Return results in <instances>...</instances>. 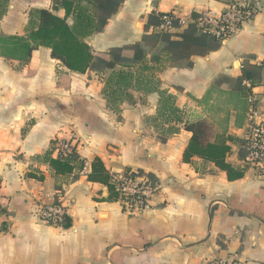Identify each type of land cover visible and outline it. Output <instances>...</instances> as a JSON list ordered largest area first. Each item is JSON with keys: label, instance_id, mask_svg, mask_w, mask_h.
Returning a JSON list of instances; mask_svg holds the SVG:
<instances>
[{"label": "crops", "instance_id": "1", "mask_svg": "<svg viewBox=\"0 0 264 264\" xmlns=\"http://www.w3.org/2000/svg\"><path fill=\"white\" fill-rule=\"evenodd\" d=\"M54 1L9 0L0 37L27 38L38 26L36 11L64 18ZM253 1L255 19L205 57L174 62L160 45L144 47L146 62L133 87L112 99L118 109L104 95L111 71L71 72L45 47L24 62L0 45V264H206L217 258L264 264V162L253 167L240 156L252 91L264 114V0ZM223 9L217 0H124L104 30L85 41L108 53L142 44L155 32L152 16L217 17ZM67 22L73 26L74 17ZM168 98L181 121L165 110ZM187 123H204L208 141H226L227 162L246 168L244 178L229 181L200 157L185 163L192 137ZM59 141L75 145L83 169L55 175L48 156H59L52 150ZM95 158L110 176L133 172L155 182L152 207L124 213L106 186L88 180ZM55 202L66 208L70 227L38 219Z\"/></svg>", "mask_w": 264, "mask_h": 264}, {"label": "trees", "instance_id": "2", "mask_svg": "<svg viewBox=\"0 0 264 264\" xmlns=\"http://www.w3.org/2000/svg\"><path fill=\"white\" fill-rule=\"evenodd\" d=\"M8 2L9 0H0V16L6 12ZM83 2L87 6H83ZM123 2L124 0H55L53 10L63 9L64 18L58 17L51 11H36L38 26L30 31L27 38L0 37V45L13 50L12 55L21 57L24 62L29 61L36 48L45 47L51 50L53 59L61 61L71 72L85 74L87 71L98 73L111 71L104 95L110 105L117 109L120 104L112 99L124 96L133 87L137 79V70L146 62L144 47L155 48L160 45L161 51L169 54L174 62L189 60L196 56L205 57L220 48L222 42L201 33L195 26H189L180 34L157 30L164 15L160 14L150 18L149 26L153 27L155 32L146 35L142 44L112 49L108 53L94 52L85 39L102 32L109 19L120 10ZM70 17H74L73 26L67 22ZM127 98L131 101L129 96ZM164 108L169 112V117L181 121L182 112L174 107L170 98L164 103ZM185 130L192 134L184 153L185 163H189L193 157H200L226 172L229 181L244 178L246 168H234L227 162L231 146L226 141H208L209 130L204 123H187ZM167 139L160 140L166 143ZM57 144L58 142L53 143L52 150ZM240 156L243 158L246 154L242 151ZM48 162L57 176L69 175L76 168L84 167V161L80 159L78 152L69 155L59 154L55 159L50 153ZM88 180L106 186L111 193L110 200L116 201L111 176L101 159L95 158L92 162V172ZM62 225L66 228L70 227L67 217Z\"/></svg>", "mask_w": 264, "mask_h": 264}, {"label": "built area", "instance_id": "3", "mask_svg": "<svg viewBox=\"0 0 264 264\" xmlns=\"http://www.w3.org/2000/svg\"><path fill=\"white\" fill-rule=\"evenodd\" d=\"M62 1V0H58ZM223 3L222 13L215 17L209 12L191 16L177 17L173 13H165L157 30L172 33L180 28L195 26L201 33L224 42L238 33L246 24L253 21L259 8L253 0H217ZM249 127L245 138L246 163L259 167L264 162V114L261 109V98L254 91L248 96ZM74 144L59 141L56 150L59 154L69 155L77 152ZM111 183L116 201L126 214L144 212L152 207L159 187L147 177H137L133 172L111 175ZM66 217V208L60 202L46 205L39 210L38 219L47 225H62ZM206 264H247L236 258H217Z\"/></svg>", "mask_w": 264, "mask_h": 264}, {"label": "rangeland", "instance_id": "4", "mask_svg": "<svg viewBox=\"0 0 264 264\" xmlns=\"http://www.w3.org/2000/svg\"><path fill=\"white\" fill-rule=\"evenodd\" d=\"M168 114V113H167ZM170 116V115H169Z\"/></svg>", "mask_w": 264, "mask_h": 264}]
</instances>
